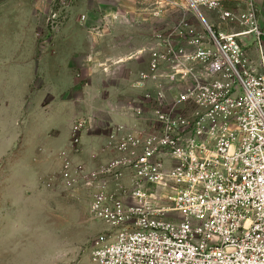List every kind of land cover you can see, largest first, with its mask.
Returning a JSON list of instances; mask_svg holds the SVG:
<instances>
[{
    "label": "built area",
    "instance_id": "2783aa9c",
    "mask_svg": "<svg viewBox=\"0 0 264 264\" xmlns=\"http://www.w3.org/2000/svg\"><path fill=\"white\" fill-rule=\"evenodd\" d=\"M227 1L244 8L223 7ZM188 2L202 30L188 28L187 46L156 34L134 82L143 91L128 106L140 126L111 128L102 146L109 157L82 179L91 215L110 228L92 241L97 264H264L259 9L254 0ZM201 6L217 13L215 29ZM91 122H72V153H81ZM72 168L63 157L69 183L77 181Z\"/></svg>",
    "mask_w": 264,
    "mask_h": 264
},
{
    "label": "rangeland",
    "instance_id": "374dc122",
    "mask_svg": "<svg viewBox=\"0 0 264 264\" xmlns=\"http://www.w3.org/2000/svg\"><path fill=\"white\" fill-rule=\"evenodd\" d=\"M254 2L262 27L263 10L258 0ZM223 7L242 10L244 4L227 1ZM199 9L215 29L217 13ZM83 11L100 16L102 26L91 25L87 32L102 36L103 49L115 45L120 52L137 53L135 67L142 66L138 74L148 66L156 34H171L176 43L187 46L188 28L202 30L188 0H0V49L7 56L1 65L6 69L9 57L15 52L13 58L18 59L29 46L37 54L48 50L69 17L83 18ZM245 42L247 57L255 60V45ZM126 74L120 68L113 78L100 69L96 81L91 80L110 82ZM22 77L0 69V264H97L91 257L92 241L110 228L91 215L81 183L102 157L95 151L90 154L92 165L80 161L79 154L70 151L68 115L45 117L48 103L32 98L40 79L22 94ZM65 156L77 178L73 183L61 174Z\"/></svg>",
    "mask_w": 264,
    "mask_h": 264
},
{
    "label": "crops",
    "instance_id": "0c3cea01",
    "mask_svg": "<svg viewBox=\"0 0 264 264\" xmlns=\"http://www.w3.org/2000/svg\"><path fill=\"white\" fill-rule=\"evenodd\" d=\"M258 4L263 10L261 23L264 29V0H258ZM81 13L83 18L69 17L52 39L51 47L43 53L37 54L30 46L25 53L21 49L22 55L15 59L14 52L9 57L11 63L5 69L1 65V58L4 60L7 56L0 49V69L1 72L23 73L20 79L22 94L29 92L35 79H40V83L33 86L37 87V94H32V98L39 99L43 104L48 103L44 111L45 117L46 114H52L56 118L68 115L69 132L73 120L81 116L92 117L89 129L82 135V151L77 155L80 161L92 165L91 152L97 151L102 159L109 157V154L103 153L102 146L111 128L119 124L129 129L140 126V121L128 106L143 91L134 86L138 79L137 71L142 66L135 67L134 62H139L135 61L137 53L130 55L132 51L120 52L115 45L113 48L105 46L103 49L100 39L102 36L99 37L95 31L87 32L91 25L102 26V21H98L100 16L94 17L90 11ZM120 68L125 74L127 72L125 78L119 77L121 79L110 82L91 80L93 78L96 81L95 74L100 73V69L106 70L115 78ZM42 73L45 75L42 76ZM48 108L51 112H47Z\"/></svg>",
    "mask_w": 264,
    "mask_h": 264
}]
</instances>
